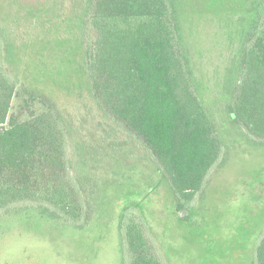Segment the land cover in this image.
<instances>
[{"label":"trees","instance_id":"trees-1","mask_svg":"<svg viewBox=\"0 0 264 264\" xmlns=\"http://www.w3.org/2000/svg\"><path fill=\"white\" fill-rule=\"evenodd\" d=\"M56 1V9L26 0L24 11L10 4L0 13V216L37 211L84 229L96 201L73 161L66 113L9 71L10 50L27 39V27L59 40L86 36L83 74L97 109L148 154L177 208L196 217L194 198L221 159L222 145L184 44L180 1ZM241 1L249 25L225 110L247 138L264 140V0ZM14 99L22 100L25 120L10 115ZM80 157L81 166L87 158ZM119 209L124 264H168L150 237L141 200ZM252 253L253 264H264V231Z\"/></svg>","mask_w":264,"mask_h":264},{"label":"rangeland","instance_id":"rangeland-1","mask_svg":"<svg viewBox=\"0 0 264 264\" xmlns=\"http://www.w3.org/2000/svg\"><path fill=\"white\" fill-rule=\"evenodd\" d=\"M25 1L0 0V13L9 12L10 4L24 11ZM179 1L192 71L222 145L221 159L194 198L196 217L177 208L148 154L97 109L83 74L86 36L59 40L25 26L29 35L10 50L9 71L66 113L73 161L97 194L93 220L84 229L37 211L0 216V264H124L119 207L139 200L150 237L168 264H253L252 250L264 231V140L247 138L225 110L249 16L241 0ZM40 3L42 9L59 6L56 0ZM22 104L14 99L10 115L25 120ZM82 153L87 162L80 166Z\"/></svg>","mask_w":264,"mask_h":264},{"label":"water","instance_id":"water-1","mask_svg":"<svg viewBox=\"0 0 264 264\" xmlns=\"http://www.w3.org/2000/svg\"><path fill=\"white\" fill-rule=\"evenodd\" d=\"M184 212H186V211H184Z\"/></svg>","mask_w":264,"mask_h":264}]
</instances>
